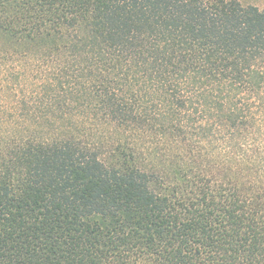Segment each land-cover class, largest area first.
<instances>
[{
    "label": "trees",
    "instance_id": "trees-1",
    "mask_svg": "<svg viewBox=\"0 0 264 264\" xmlns=\"http://www.w3.org/2000/svg\"><path fill=\"white\" fill-rule=\"evenodd\" d=\"M0 264H264V8L0 0Z\"/></svg>",
    "mask_w": 264,
    "mask_h": 264
},
{
    "label": "rangeland",
    "instance_id": "rangeland-1",
    "mask_svg": "<svg viewBox=\"0 0 264 264\" xmlns=\"http://www.w3.org/2000/svg\"><path fill=\"white\" fill-rule=\"evenodd\" d=\"M244 5H255L260 9L264 8V0H241Z\"/></svg>",
    "mask_w": 264,
    "mask_h": 264
}]
</instances>
